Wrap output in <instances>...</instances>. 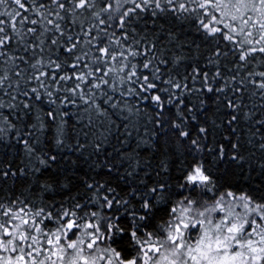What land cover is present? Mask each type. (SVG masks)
<instances>
[{
  "label": "snow or ice",
  "instance_id": "obj_1",
  "mask_svg": "<svg viewBox=\"0 0 264 264\" xmlns=\"http://www.w3.org/2000/svg\"><path fill=\"white\" fill-rule=\"evenodd\" d=\"M0 264H264V0H0Z\"/></svg>",
  "mask_w": 264,
  "mask_h": 264
}]
</instances>
